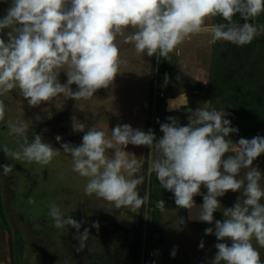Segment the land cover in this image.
Instances as JSON below:
<instances>
[{
  "label": "clouds",
  "instance_id": "9594fccd",
  "mask_svg": "<svg viewBox=\"0 0 264 264\" xmlns=\"http://www.w3.org/2000/svg\"><path fill=\"white\" fill-rule=\"evenodd\" d=\"M261 13L264 0H12L7 15L0 19V31L11 29L7 42L0 38V90L18 88L30 106L51 102L61 94L76 101L89 100L98 89L108 88L119 73L123 61L118 37L125 45L134 44L138 53L152 57L159 52L167 59L195 34H210L213 44H250L264 28L248 21ZM237 14L245 21L242 25L233 21ZM216 16L227 23L210 25L209 19ZM129 29L132 31L126 34ZM61 71L67 74L65 84L58 79ZM188 111L187 125L168 117L169 122L160 125L163 136L158 140L151 130L133 129L128 124L111 129V137L93 126L79 146L63 143L61 148L72 158V171L87 178L85 195L134 213L147 198L139 195L144 177L137 173L142 162L129 159L124 150L129 144L155 149L151 168L162 188L174 194L179 208L195 207L194 196L200 194L202 185L207 189L199 214L203 222L214 221L213 214L221 207L219 197L243 189V202L225 208L223 221H215L217 240L229 239L231 245L217 243L212 264H264L252 243L254 238L264 248L262 173L252 167L264 153V137L240 138L233 143L228 137L238 128L211 101ZM5 113L6 105L0 99V122H5ZM6 127L9 135L23 140L18 151L4 148L12 160L48 165L60 154L39 134L29 142L27 123L7 121ZM77 130L84 131V125ZM55 139L59 142L61 137ZM0 167L5 175L13 170L12 164ZM242 170H247L243 176ZM48 208L56 228L69 225L80 233V222L65 217L55 203ZM156 208L164 212V200H158ZM93 227L98 229L99 223ZM212 233V228L205 229L206 235ZM88 235V229L79 234L81 248ZM199 247H204L203 242Z\"/></svg>",
  "mask_w": 264,
  "mask_h": 264
},
{
  "label": "rangeland",
  "instance_id": "374dc122",
  "mask_svg": "<svg viewBox=\"0 0 264 264\" xmlns=\"http://www.w3.org/2000/svg\"><path fill=\"white\" fill-rule=\"evenodd\" d=\"M11 3L0 0V19L7 15ZM233 21L240 25L245 22L239 14ZM248 22L264 28V13ZM208 23L227 22L212 17ZM9 31H0V38L7 42ZM118 43L123 61L119 73L108 88L98 89L89 100L76 101L61 94L51 102L30 106L18 88L0 90V99L6 105L5 122H0V165H13L8 175L0 167V264H212L217 253L215 245H231L229 239L217 240L215 221H223L225 208L233 207L238 200L243 202V189L218 198L221 207L214 212L212 223L190 219L188 209L179 208L174 194L157 180L151 168L155 149L129 144L124 149L129 159L142 162L137 173L144 177L139 195L147 199L136 213L128 208L117 209L102 198L85 195L87 178L72 171V158L61 145L79 146L93 126L111 137V129L124 124L145 132L151 130L158 140L163 136L160 125L168 123V117L187 125L188 109L195 110L206 101L223 110L231 126L238 128L228 137L233 143L240 138L264 137V32L244 46L225 41L213 44L210 34H195L167 59L159 52L152 57L138 53L134 44L125 45L119 37ZM58 79L65 84L66 72L61 71ZM71 88L75 91L77 86ZM180 94L187 96V103L168 108L169 99ZM7 121L27 123L29 142L39 134L60 154L48 165L7 157L5 147L18 151L23 143L21 138L9 135ZM81 125L84 131L77 130ZM58 135L59 142L55 139ZM252 167L261 171L260 185L264 188V153ZM200 191L194 196L195 202H203L207 194L203 185ZM161 199L165 202L164 212L156 208ZM51 203L65 217L80 222V233L89 230L83 248L76 229L54 226L48 215ZM97 222L98 229L93 227ZM207 228L213 233L206 235ZM201 242L203 248L199 247ZM252 243L264 261V248L254 238Z\"/></svg>",
  "mask_w": 264,
  "mask_h": 264
},
{
  "label": "water",
  "instance_id": "95a60500",
  "mask_svg": "<svg viewBox=\"0 0 264 264\" xmlns=\"http://www.w3.org/2000/svg\"><path fill=\"white\" fill-rule=\"evenodd\" d=\"M180 95H184V97H185L186 100H185V102L180 103L179 105H177L175 108H177V107H179V106H181V105L187 103V96H186L185 94H180ZM170 105H171V103L168 101V108H170V109L174 108V107H171ZM200 192H201V191H200ZM202 204H203V202H195V207H193L192 209H188L187 212H188V217H189L190 219H193V220H200V219H199V216L196 215L195 213H196V208L201 207Z\"/></svg>",
  "mask_w": 264,
  "mask_h": 264
},
{
  "label": "bare ground",
  "instance_id": "6f19581e",
  "mask_svg": "<svg viewBox=\"0 0 264 264\" xmlns=\"http://www.w3.org/2000/svg\"><path fill=\"white\" fill-rule=\"evenodd\" d=\"M185 100L186 99H185L184 95H178V96L173 97V98L171 97V99H169V102L171 103L170 106L175 108L180 103L185 102ZM200 211H201V207L196 208V213L195 214L199 216Z\"/></svg>",
  "mask_w": 264,
  "mask_h": 264
},
{
  "label": "trees",
  "instance_id": "16d2710c",
  "mask_svg": "<svg viewBox=\"0 0 264 264\" xmlns=\"http://www.w3.org/2000/svg\"><path fill=\"white\" fill-rule=\"evenodd\" d=\"M216 18H217V19H221V17H220V16H216Z\"/></svg>",
  "mask_w": 264,
  "mask_h": 264
},
{
  "label": "flooded vegetation",
  "instance_id": "af4514ba",
  "mask_svg": "<svg viewBox=\"0 0 264 264\" xmlns=\"http://www.w3.org/2000/svg\"><path fill=\"white\" fill-rule=\"evenodd\" d=\"M170 194V193H169ZM167 196V194L165 195V197ZM167 199V198H166Z\"/></svg>",
  "mask_w": 264,
  "mask_h": 264
}]
</instances>
